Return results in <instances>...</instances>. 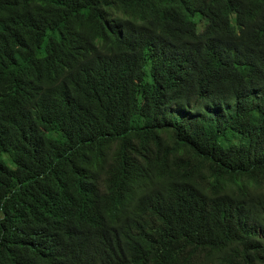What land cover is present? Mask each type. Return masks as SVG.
<instances>
[{"label":"trees","instance_id":"obj_1","mask_svg":"<svg viewBox=\"0 0 264 264\" xmlns=\"http://www.w3.org/2000/svg\"><path fill=\"white\" fill-rule=\"evenodd\" d=\"M0 264H264V0H0Z\"/></svg>","mask_w":264,"mask_h":264},{"label":"bare ground","instance_id":"obj_2","mask_svg":"<svg viewBox=\"0 0 264 264\" xmlns=\"http://www.w3.org/2000/svg\"><path fill=\"white\" fill-rule=\"evenodd\" d=\"M29 226V225H28Z\"/></svg>","mask_w":264,"mask_h":264}]
</instances>
